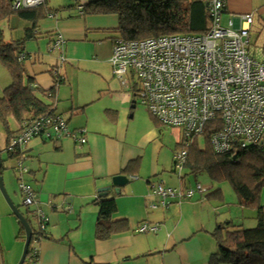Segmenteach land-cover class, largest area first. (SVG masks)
Listing matches in <instances>:
<instances>
[{
    "label": "crops",
    "instance_id": "1",
    "mask_svg": "<svg viewBox=\"0 0 264 264\" xmlns=\"http://www.w3.org/2000/svg\"><path fill=\"white\" fill-rule=\"evenodd\" d=\"M240 15L252 16L248 54L264 63V0H227L222 26L227 27L232 19L234 28H239ZM48 17L53 21L48 42L57 37L63 40L60 49H55L59 65L49 71L57 72L64 80L55 88L52 103L56 116L48 117L64 119L71 136L56 138L52 132L50 137L38 135L19 149L20 160L10 154L14 165L3 166L1 159L0 264H18L25 245V230L8 201L34 231L39 229L37 214L47 219L48 238L33 243L35 258L33 253L25 256L23 264H208L217 249L210 233L221 224L233 225L241 218L244 221L245 215H255V208L246 209L235 198L228 201L222 187L214 183L204 186V193L197 192L189 200L172 202L167 208H150L151 202L158 201L152 186L160 182L171 187L189 184L183 174L185 166L180 173L168 172L170 153H164L166 135L160 124L147 110L136 109L138 100L134 93L113 75V45L100 32L112 25V16L83 15L76 9L75 0H71L64 7L52 9ZM33 78L40 88L53 85L50 72L45 84L38 83L36 75ZM8 121L16 125L12 131H19L20 125L12 117ZM72 134L84 137L86 142L79 143ZM5 139L6 149L7 134ZM135 161H139L137 172L126 174L127 165ZM18 163L27 171L21 177L23 182L35 194L30 206L23 204ZM12 175L16 183L11 181ZM115 175L129 178L118 193L111 184ZM217 188L220 193L213 194ZM103 193L115 198L112 221L125 220L127 229L106 240H97L96 200ZM258 204L264 207V188ZM249 219L251 224L255 222ZM143 224L156 226L157 230L139 232Z\"/></svg>",
    "mask_w": 264,
    "mask_h": 264
},
{
    "label": "built area",
    "instance_id": "2",
    "mask_svg": "<svg viewBox=\"0 0 264 264\" xmlns=\"http://www.w3.org/2000/svg\"><path fill=\"white\" fill-rule=\"evenodd\" d=\"M226 2L207 0L209 27L202 34L164 35L141 41L118 39L112 44L114 77L123 85L135 79V97L148 113L160 125L182 129L181 149L173 154V168L178 173L185 166L188 148L206 131H210L209 142L217 154H235L249 147L263 148L264 152V63L248 54L251 15L237 17L242 21L239 28H234L232 19L227 27L222 26ZM43 3L44 0H12V7L31 9ZM75 3L82 14L84 2ZM62 43L60 37L55 38L50 50L60 49ZM50 132L56 138L71 136L64 119L40 116L20 125L6 151L13 154L33 137H50ZM72 137L79 143L86 142L84 137ZM17 166L19 173L26 172L20 163ZM19 188L23 204L32 205L35 194L31 187L20 181ZM151 190L158 198L150 203L152 209L167 208L172 202L189 200L195 193L206 191L200 184L171 187L161 182ZM36 217L39 230H44L47 219L41 213ZM156 230V226L147 224L138 229L143 233ZM32 253L35 256V248Z\"/></svg>",
    "mask_w": 264,
    "mask_h": 264
},
{
    "label": "trees",
    "instance_id": "3",
    "mask_svg": "<svg viewBox=\"0 0 264 264\" xmlns=\"http://www.w3.org/2000/svg\"><path fill=\"white\" fill-rule=\"evenodd\" d=\"M44 4L45 0L43 5L36 8L15 9L12 7V0H0V63L13 77L12 84L4 89L0 97V123L8 139L18 132L10 130L9 117L21 125L24 121L35 120L40 116H56L53 106L55 88L64 81L62 76L50 70L53 85L49 89L38 87L32 76H29L25 83L21 80V76L26 71L23 64L27 58L26 54H23L24 44L36 39L38 19L43 14H50V11L42 13L39 10ZM82 11L83 15L116 17V26L111 29L114 35L109 38L112 44L118 39L141 41L164 35L202 34L209 27L207 0H86ZM6 30L11 34V38H6ZM15 31L22 34L13 37ZM21 55H23L22 60ZM209 132L206 131L202 136L205 142L203 148L198 147L197 138L190 145L185 167L193 174L206 172L212 180L229 181L237 196L238 205L255 208L256 226L243 229L230 224L219 225L210 233L217 249L209 257L208 264H264V207L258 204L260 192L264 188L263 148L249 147L235 154H217L210 145ZM179 145L181 146V143ZM20 152L21 150L13 152L19 160ZM13 155L9 154V157ZM138 164L139 161L130 162L125 173H136ZM23 174L19 173L18 184L20 181L23 182L21 178ZM31 189L33 191L32 187ZM216 193H220L219 188L213 192ZM96 201L98 203L95 225L97 240H106L127 229L125 220L111 219L116 210L114 196L103 193ZM31 230L26 257L30 256L34 249V239L48 238L45 229L34 231L31 228ZM19 232L24 238L23 228ZM33 257L35 258L34 255Z\"/></svg>",
    "mask_w": 264,
    "mask_h": 264
},
{
    "label": "rangeland",
    "instance_id": "4",
    "mask_svg": "<svg viewBox=\"0 0 264 264\" xmlns=\"http://www.w3.org/2000/svg\"><path fill=\"white\" fill-rule=\"evenodd\" d=\"M71 0H47V2H45L43 7H40L39 10L44 13L51 11L54 8H58V7H64L65 4H67V2H69ZM51 9V10H48ZM113 18V23L110 27H105L106 29L100 32H103L106 34V38H108L107 40L111 41V39H109L111 36H113L114 34L111 33V29H113L116 26L117 23V19L115 16H112ZM52 20L48 17V15L43 14L42 17H40L37 21V27H36V32H37V36L36 39H31L29 41H27L24 44V51L23 54H26V59L24 60L23 64H25L26 67V71L25 73L21 76V80L25 83L27 81V78L29 76L35 77L36 75V81L38 83H44L47 82V80H45L46 76L49 77V69L52 68V66H58L59 62H58V50H54V51H49V44L54 40L48 42V40L51 38L50 34H51V29L53 27L52 25ZM25 23V22H24ZM4 25V23H3ZM2 25V26H3ZM109 26V25H107ZM6 28V26L4 27V29ZM18 31L23 32L22 30L18 29ZM22 34V33H21ZM20 32L15 31V33L13 34V37L19 36L21 35ZM5 36L6 38H11V34L6 30L5 31ZM112 42V41H111ZM30 66V67H29ZM129 77L132 78L131 74L129 73ZM45 80V81H44ZM135 82V79L130 80V82H128V87L126 88L130 93L133 92L135 94L134 91V86L132 82ZM13 82V77L10 74V72L7 70V68H5L4 65H2L0 63V97L3 95L4 89L9 87L10 84H12ZM44 86V85H43ZM132 88V89H130ZM105 100H103L102 102L104 103ZM137 110L140 111H146V108L141 105L139 103V101H137ZM106 104V103H105ZM161 128L163 130V134L166 135L164 137V143H165V147H164V153H166V151L168 150V154L170 153V158H169V168H168V172L172 173L174 168H173V152L175 153L176 151L181 149V146L179 145L178 148L176 150H174L175 148H173L174 146H176V143L178 142V144L181 143L182 141V129L181 128H172V127H167V126H163L160 125ZM9 128L11 130L16 128L15 123L9 121ZM5 130L3 125L0 123V153H1V159L3 161V166H12L14 165L13 161H10L9 158V154L5 149L6 146V139H5ZM177 144V145H178ZM197 145L200 148H203L205 146V142L202 136H200L199 138H197ZM173 148V149H172ZM168 162V163H169ZM9 171V170H7ZM183 174H184V178L186 180V182L189 184V187H194L196 186V184H200L201 187H206V186H210L212 181L216 184L217 187H222L223 193L225 194L226 199L229 201H232V198H235L236 202H237V196L231 186V184L229 183V181L224 180V181H218V180H212L211 177L209 176L208 173L206 172H199L197 174H193L190 173L189 170L185 167L183 169ZM15 177L12 175L11 176V181L16 183L15 181ZM218 184V185H217ZM212 186V185H211ZM226 200L227 204H230V202H228ZM235 204V203H234ZM22 209H24V207H21ZM229 208H236L235 206H230ZM247 209V207H245ZM250 207H248L249 209ZM251 211V210H250ZM255 215H245L244 221L243 218L239 219L237 222L233 223L234 226H240L241 228H252L256 226V212H254ZM251 216V217H248ZM249 218H252V220H254L255 222H253L252 224L250 223L251 220ZM243 221V222H242ZM31 222L33 224V226H35V220H33L31 218Z\"/></svg>",
    "mask_w": 264,
    "mask_h": 264
},
{
    "label": "water",
    "instance_id": "5",
    "mask_svg": "<svg viewBox=\"0 0 264 264\" xmlns=\"http://www.w3.org/2000/svg\"><path fill=\"white\" fill-rule=\"evenodd\" d=\"M2 167V161H1V156H0V168ZM129 181V178H127L126 176L123 175H115L111 178V184L114 187V192L118 193L119 192V188L126 184ZM0 189L3 192V184H2V179L0 177ZM9 207L11 209V211L15 214V216L18 218V220L20 221V223L22 224L24 230H25V245H24V250H23V254L22 257L20 259V261L18 262V264H23L26 253H27V249H28V245L30 243V239H31V234H32V230L31 227L28 223V221L26 220V218L23 216V214L18 210V208L16 206H14L11 202L8 201Z\"/></svg>",
    "mask_w": 264,
    "mask_h": 264
}]
</instances>
